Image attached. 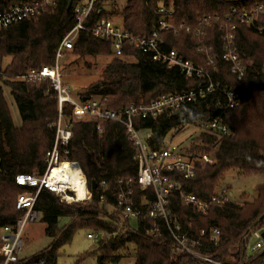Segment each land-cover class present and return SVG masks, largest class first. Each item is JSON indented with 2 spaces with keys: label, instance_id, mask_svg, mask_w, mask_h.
<instances>
[{
  "label": "trees",
  "instance_id": "trees-1",
  "mask_svg": "<svg viewBox=\"0 0 264 264\" xmlns=\"http://www.w3.org/2000/svg\"><path fill=\"white\" fill-rule=\"evenodd\" d=\"M113 1H98L96 7H102L103 12L93 11L87 26L99 18L119 15L127 30L136 35H148L158 26L157 8L160 5L173 9L172 18L178 24H196L199 18L207 15L225 18L233 8L251 10L257 4L264 5V0H203L200 3L196 0H124V7L119 9ZM41 2L43 0H0V12L22 3ZM87 2L53 0L52 5L44 6L36 17L25 18L0 30V228L16 224L23 216L24 211L16 207V200L25 188L16 183V176L45 173L47 152L54 146L55 122L59 116L58 96L49 80L37 83L16 78L31 67L55 64L60 42L76 23L75 9ZM234 21L237 24L236 46L247 65V73L242 79H237L222 59L217 60L216 68L209 65L206 56L198 50L197 38L192 33L184 29L162 32L164 49H174L185 59L206 66L214 80L234 87L239 93L241 103L226 120L230 135L202 128V123L214 115V111L209 110L216 101L214 93L183 104L179 114L166 111L158 119L135 118L138 128L152 131L149 144L153 149L172 140V132L200 124L202 132L186 149L192 156H197L215 146L217 161L201 166L193 178L179 175L175 178L182 190L204 201L218 194L215 187L231 170L239 176L264 173V34L256 25H247L236 17ZM222 35L221 24L213 21L205 41L220 53L223 50ZM70 51L79 55L68 64L69 70L77 73L85 72L74 67H79V59L86 55L105 53L113 56L103 68L99 82L80 98L108 96V106L116 110L130 103H149L163 94L182 92L207 83L206 77H187L179 67L153 61L130 44H125L123 53L117 55L110 40L96 37L90 30L80 31L73 49L67 51L65 57ZM7 57H11V61L3 66ZM86 65V72H91L92 65ZM4 86L10 88L18 107L22 119L19 126L13 121ZM65 111L69 112V107ZM72 131L67 145L68 159L80 164L93 197L90 201L67 203L55 192L41 189L35 208L42 213L40 220L46 224L45 233L53 238V242L30 257L20 254L19 259L10 264H57L59 249L70 243L80 228L109 233L99 243L97 264H119L123 258L132 256H135L134 264L196 262L187 256L172 260L175 241L163 221L140 218L137 228H133L130 219L124 218V210L117 206L113 193L118 188V180L138 172L137 150L129 141L125 127L119 122L107 121L100 132L96 123L80 121L73 123ZM64 150L61 146L62 154ZM103 179L106 186L101 188ZM93 182L97 183L96 188L92 187ZM255 191L257 194L252 202L245 205L233 201L215 203L206 214L184 204L180 192H173L168 207L179 216L183 228L204 244L198 247L204 254L230 263L236 262L233 257L237 254L241 260H247V264H264L261 256L246 259L248 234L254 229H264V218H261L264 215V183ZM102 193L104 200H101ZM140 195L137 188L136 198ZM62 218H67L68 222L61 225ZM155 225L161 230L160 234L148 232ZM214 228L220 230L217 241L212 238Z\"/></svg>",
  "mask_w": 264,
  "mask_h": 264
},
{
  "label": "built area",
  "instance_id": "built-area-1",
  "mask_svg": "<svg viewBox=\"0 0 264 264\" xmlns=\"http://www.w3.org/2000/svg\"><path fill=\"white\" fill-rule=\"evenodd\" d=\"M98 1L104 3L108 0H88L86 5L77 6L75 9L76 23L60 42L56 50L54 65L31 67L16 78L37 83L49 80L58 96L59 116L55 122L54 146L47 152L48 166L45 173L42 175L20 173L16 176V183L25 188V191L17 196L16 207L24 211V214L16 224L0 228V264H10L19 259L24 246L26 225L41 219L42 213L35 208L41 189L47 188L55 192L60 196L61 201L67 203L92 199L93 195L89 188L87 198L77 200L73 190L64 185L57 186L51 180L52 171L57 165L65 160L72 161L68 159L67 145L73 134V123L80 121L96 123L100 132L104 130L105 122H119L125 127L129 141L137 150V174L120 178L118 188L113 193L117 206L124 210L125 219L138 221L140 218H149L163 221L175 241L172 257L178 260L179 257L187 256L196 260V262L182 264H247V260L244 258L241 260L239 255L234 259L236 262L230 263L227 260L202 253L198 247L204 246V244L199 239L192 237L188 229L183 228L179 216L168 207L170 195L173 192H180L183 203L193 206L202 214H206L212 204L232 201L230 192L226 190L214 195L209 201L201 200L195 194L182 190L181 184L175 178L178 175L186 179L193 178L201 166L217 161L215 155L192 156L186 148H182L172 141H168L159 149H153L149 144L152 131L149 128H138L135 118L158 119L166 111L175 112L185 103L194 102L214 93L216 101L209 107V110L214 111V115L209 121L202 123V128L213 133L230 135L231 130L226 120L241 103L239 93L234 87L223 85L220 81L214 80L206 66L197 65L192 60L185 59L174 49H164L162 32L171 29L177 32L184 29L186 32L192 33L197 38L198 50L206 56L209 65L216 68L217 60L222 59L229 64L231 72L237 79H242L247 73V65L236 46L237 24L234 17L239 18L247 25H256L264 34V5L257 4L251 10L233 8L225 18H221L219 15H207L199 18L196 24L176 23L172 19L173 9L160 5L157 8L158 26L148 35H136L127 30L122 22L110 17L99 18L93 25L87 26V21L93 11L97 14L103 12L102 7H96ZM52 3L53 0H43L39 4L22 3L0 12V30L25 18L36 17L44 6L52 5ZM213 21H218L223 29V50L221 53L216 52L215 48L205 41L208 28ZM81 30H90L94 36L110 40L112 50L117 55L123 53L125 44H130L148 55L153 61L168 67H179L187 77H206L207 83L186 91L163 94L149 103H130L118 110L108 106V96H93L88 97L87 100L76 99L73 97L70 87L63 81L61 62L66 52L73 49ZM67 107L70 109L69 112L65 111ZM61 146L65 147L63 154L60 151ZM72 162L78 163L77 161ZM84 177L86 178L85 174ZM105 186L106 180L103 179L100 181V187L104 188ZM137 188L141 192L139 198H136ZM148 192H151V195ZM70 195L71 199H69ZM101 200H104V193L101 194ZM148 232L160 234L161 230L155 225ZM108 234L103 231H90L87 233V237L100 243ZM201 234L204 232L201 231ZM252 234L256 235V241L251 250L247 249L246 259L252 260L261 256L264 262V236L261 229L252 230L248 234L249 239ZM219 236L220 230L214 228L212 230L213 240L217 241Z\"/></svg>",
  "mask_w": 264,
  "mask_h": 264
},
{
  "label": "rangeland",
  "instance_id": "rangeland-1",
  "mask_svg": "<svg viewBox=\"0 0 264 264\" xmlns=\"http://www.w3.org/2000/svg\"><path fill=\"white\" fill-rule=\"evenodd\" d=\"M196 2L200 3L203 2V0H196ZM113 3H115L117 5L116 7L119 9L123 8L125 5L124 0H114ZM111 9L112 7L110 6V10ZM113 19L118 21L121 20L119 15L113 16ZM78 58L79 55L76 54L75 51H70L61 62L63 80L70 87L72 95L76 99H80L82 93L89 91L94 84H97L99 82L103 68L109 62V60L113 58V56L111 54L105 53L86 55L79 59V67H74L85 72L77 73L75 71H70L68 64ZM10 61L11 57H7L3 66H6V64ZM87 63H90L92 65V71L89 73L86 72ZM4 91L13 121L16 125L19 126L21 125L22 119L18 107L10 93V88L4 86ZM202 130L200 129L199 123L191 126H186L180 131L172 132L174 134H172V140L170 141L179 144L182 148H187L191 146L192 141L197 139ZM207 151L208 152L205 154L214 155L216 147H209V150ZM263 183L264 173H258L252 176H239L235 170H231L225 175V178L218 182L215 190L218 194L226 190L227 192H230L231 200L234 203L245 205V203L252 202L255 199L257 194L255 191L256 187ZM107 208L109 210H113V207L111 206H107ZM67 222V218H62L60 220L61 225ZM130 222L133 228H137V220L131 219ZM45 229L46 224L43 223L40 219L26 225L24 231V246L21 252L22 257H30L31 255L45 249L53 242V238L46 235ZM90 231L94 230H88L86 228L78 229L72 241L68 244H65L59 249L57 264H97V251L99 243L94 242L87 237V233H89ZM261 232H264V229H262ZM255 241L256 235L252 234V237H250L249 239V245H247L248 250H251V247L254 245ZM234 253H236V251ZM236 256L237 254L233 258L236 259ZM172 260L175 259L172 258ZM134 262L135 256H132L123 258V260L119 264H134Z\"/></svg>",
  "mask_w": 264,
  "mask_h": 264
},
{
  "label": "bare ground",
  "instance_id": "bare-ground-1",
  "mask_svg": "<svg viewBox=\"0 0 264 264\" xmlns=\"http://www.w3.org/2000/svg\"><path fill=\"white\" fill-rule=\"evenodd\" d=\"M51 180L57 186L60 184L73 190L75 192L74 197L77 200H83L89 194L86 178L76 162L65 160L57 165L52 171ZM71 197L70 195L69 199Z\"/></svg>",
  "mask_w": 264,
  "mask_h": 264
},
{
  "label": "water",
  "instance_id": "water-1",
  "mask_svg": "<svg viewBox=\"0 0 264 264\" xmlns=\"http://www.w3.org/2000/svg\"><path fill=\"white\" fill-rule=\"evenodd\" d=\"M88 99V97H84L83 98V100H87ZM181 111H180V109H178V110H176L175 112H174V114H179ZM92 187L93 188H96L97 187V183L96 182H93L92 183ZM261 218H264V215L261 217ZM262 235L264 236V232H262Z\"/></svg>",
  "mask_w": 264,
  "mask_h": 264
}]
</instances>
